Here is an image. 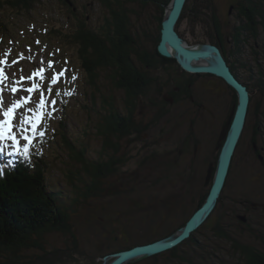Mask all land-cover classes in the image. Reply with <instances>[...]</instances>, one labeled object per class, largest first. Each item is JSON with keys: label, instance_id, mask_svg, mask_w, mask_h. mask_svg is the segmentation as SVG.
<instances>
[{"label": "rangeland", "instance_id": "374dc122", "mask_svg": "<svg viewBox=\"0 0 264 264\" xmlns=\"http://www.w3.org/2000/svg\"><path fill=\"white\" fill-rule=\"evenodd\" d=\"M232 3L234 4L235 0H192L190 2V12L191 10L194 12L190 13V40L214 43L210 38L213 34L210 15L218 16L222 25L221 36L225 48L228 54L230 51L234 52V55L229 57L233 68L250 84L252 91L246 124L233 156L222 196L211 214L212 220L197 234L198 237H208L209 241L205 242V250H201L205 257L201 260L202 264H242L239 253L233 250L231 243L212 234L211 227L216 222L230 226V233L237 240L264 251V212L251 208L248 214L249 220L243 223L245 226L234 223L236 218L231 217L235 210L248 206V202H245L248 198L247 201L264 202V170L262 169L264 149L261 150L264 146V51L261 46V44L264 46V34L259 30L257 41L251 38L250 43L240 44L237 48L241 47L242 50L238 53L235 43L230 42L233 39L231 34L236 25L240 24L233 14H228V10H232L230 8ZM73 4L84 14L89 15L90 26L99 25L103 9L97 0H73ZM0 9L4 19L2 23L7 28V32H0V56L10 59L8 61L10 68L0 64L4 76L7 77L0 83V89H2L0 97L3 100L0 106V120L4 119L3 110L11 106L14 101L25 98L21 88L17 87L16 78L27 75L33 70L34 65L37 70L35 73L39 74V67L45 64L41 70L42 78L51 81L54 76L52 70L60 71L64 68L63 75L58 76L54 84L58 87L63 84V102L66 107L61 109L56 94L51 90H47L48 94L43 96L45 103L42 110L37 107L40 104L38 98L41 96L37 97L36 104L33 106L29 107L27 103H24L17 107L14 118L11 120L13 134L18 141L17 147L27 142L22 138L23 134L20 131L21 119L25 116L31 117L33 113H39L37 120L34 121L35 130L46 135L49 139L45 141L47 146L53 139L51 130L58 128L63 117L69 139L79 147H84L87 157L97 158L101 150V141L93 136L92 124L95 116L92 100L89 97L90 91L84 83L86 74L76 54L77 45L67 43L62 36L51 33V29H60L61 32L74 30L75 18L68 14L66 7L58 0H40L30 11H16L7 6ZM153 12V8L146 7L142 14L147 18L143 16L135 22V25L147 28L150 24L151 27H155V24L151 22ZM177 29L184 35L188 34L186 17L182 19ZM13 44L16 45L13 46ZM10 48L12 51L8 55ZM3 60L5 59H1ZM100 85L102 87L101 80ZM12 88L17 89L15 93H20L19 96L13 94ZM225 98L227 104L220 123L217 122L215 127H208V129L203 126L199 128L200 143L191 169L190 153L180 158L181 161L179 160L178 163H174L172 158L176 155L181 141H178L179 146L176 147V140L168 141L171 139L169 128L163 123L159 125L161 130L156 128V135L158 140L161 139L160 141L132 142L126 139L120 141V152L117 157L121 159H124L126 155L131 157L130 160L124 161L123 172L119 171L106 179L103 186L106 191L102 197L94 198L89 195L87 202L74 205L71 210L68 209L70 228L83 250L95 249L94 247L98 246L100 250L94 252L100 255L101 252L103 254L110 252L106 247L112 238L116 246L121 245L120 241L130 245L135 237L158 238L177 228L192 215L211 184V179L207 184L203 181L209 165H215L219 152L217 147L219 143H222L219 137L232 110L230 89L225 93ZM25 127L28 128L25 134L29 136L32 131L31 124H26ZM182 132L183 130L179 127L178 135L180 136ZM185 134L187 135L188 132L185 131ZM175 136L172 133V137ZM55 141L60 144H50L47 151L49 160L47 182L53 191H62V202L69 207L75 196L73 186L70 187L68 183L70 181L67 174L70 169H75V163L69 158L67 150L61 148L63 144L59 136L55 137L53 142ZM0 147L3 148L1 155H13L17 151L10 140L0 142ZM258 154L263 156L262 160ZM166 162L170 165L165 166ZM190 170L202 174L203 181L200 184L199 175L190 180ZM83 185L85 186L82 184V187ZM239 215L245 216L242 213ZM99 216L102 219H99ZM97 220H100V223ZM113 228L116 229L115 233L112 232ZM122 238L124 240H121ZM65 239L66 237L61 233L47 234L46 246L63 245L66 242ZM25 254L31 256L34 252L27 251ZM197 256L199 255L194 256L192 250L190 251V259L196 260ZM158 260L161 261L162 258ZM199 261V259L196 261L197 264H200ZM138 264H144V261Z\"/></svg>", "mask_w": 264, "mask_h": 264}, {"label": "trees", "instance_id": "16d2710c", "mask_svg": "<svg viewBox=\"0 0 264 264\" xmlns=\"http://www.w3.org/2000/svg\"><path fill=\"white\" fill-rule=\"evenodd\" d=\"M39 1L0 0V8L7 6L16 11H30ZM58 1L66 7L68 14L75 18L76 27L70 32L51 29V33L62 36L67 43L77 45L76 54L86 74L84 83L90 91L89 97L92 100L95 116L92 124L93 136L101 141V150L97 158L87 157L85 148L79 147L69 139L66 123L62 117L58 128L51 130L53 139L48 142V146L45 141L49 139L45 134L39 133L34 138L31 136L27 156L23 154L24 145H22L15 155L5 157L4 160L0 159V264H101L100 258L105 253L101 252L99 255L94 252L100 250L98 246L94 247L96 250H83L79 246L76 235L70 228L69 210L74 205L87 202L89 195L94 198L102 197L106 191L103 188L106 179L119 171L123 172L121 169L129 155H126L124 159L117 157L120 152L119 140L131 128L129 120L126 121L122 111L123 103L125 108L130 107L132 100L146 85L147 78L142 80L139 74H143L141 70H145L147 73V66L157 58L161 23L165 7L171 0H97L103 9V15L97 27L89 25V15L77 9L73 0ZM187 2L178 25L186 17ZM146 7H151L154 10L151 22L155 24V27H151L150 24L147 28L135 25V22L143 16L147 18L142 14ZM241 9L249 17L248 25L253 22L255 35L258 36L260 31L264 34V0H245V5ZM2 14L0 11V32H7V28L2 23L4 20ZM210 19L213 31L210 37L211 41L221 45L224 43L221 36V21L215 14L210 15ZM247 29L250 27L242 26L243 31H247ZM237 31L243 32L238 29ZM238 32L233 31L232 33L235 43H239L241 39ZM15 45L13 44V46ZM261 46L264 51L263 44ZM151 51L153 54L150 53ZM138 62L142 64L141 67L138 66L141 70L137 68ZM44 67L45 64L39 67L38 75H29L30 78L24 81L23 90L28 87L32 88L34 84L39 87L32 93L25 91L24 94L28 93L35 99L41 94L43 96L48 94L47 90H51L56 94L58 103L63 110L66 107L63 102V84L58 87L50 80L41 78V70ZM35 71H37L36 65L33 66V72ZM52 72L56 75L59 71L54 69ZM127 96L132 97V100H128ZM38 100L41 102V98ZM119 105L121 109L117 108ZM55 135L60 137L62 140L60 142L64 146L61 148L67 150L69 158L75 163V169H70L67 174L68 181H70L67 182L70 187L73 186L75 196L69 207L62 202V191H53L47 182L48 148L50 144H60L58 141L53 142ZM112 137L117 138V141H112ZM81 183L85 186L82 187ZM208 191L209 188L199 206L203 203ZM210 218L211 215L201 227L194 231L190 238L176 247L141 261H144V264H197L196 261L199 259L202 264L201 260L204 255L201 250H205V242L208 241V237H198L197 234L208 226L212 220ZM99 219L102 217L99 216ZM188 219L163 236L152 239L150 237L145 239L135 237L134 242L130 245L119 239L121 245L116 246L112 238L106 247L110 251L107 253L165 237L183 226ZM97 222L100 223V220ZM218 223L216 222L211 227L212 234L230 242L233 250L239 253L242 264H264V251L237 240L231 235L230 226ZM241 225L245 226L242 223ZM50 233H61L66 237V242L63 245L47 247L45 237ZM114 236L116 237V235ZM191 250L194 256L199 255L196 260L190 259ZM27 251H33L34 254L29 256L25 254ZM159 258L162 260L159 261ZM141 261L128 264H138Z\"/></svg>", "mask_w": 264, "mask_h": 264}, {"label": "flooded vegetation", "instance_id": "af4514ba", "mask_svg": "<svg viewBox=\"0 0 264 264\" xmlns=\"http://www.w3.org/2000/svg\"><path fill=\"white\" fill-rule=\"evenodd\" d=\"M187 3L186 19L188 34L184 35L177 29L179 35L188 44L211 43L209 41L193 42L190 40V13L192 14L194 12H192V10L190 12V0H188ZM243 5H245V0H235L234 4H230V8L232 10H228V14H233L240 22L239 25H236L234 29L235 32H238L237 29L239 31H243L242 26L244 25L250 27V29H247V31H243L241 33L238 32V35L240 34L239 36L241 39L239 43L234 42L238 53L242 50L241 47L237 48L240 44L250 43L251 38L254 40L256 39L257 41L258 38V36L255 35L256 31L253 27V22L248 25L249 17L244 11H242L243 9H241ZM230 42L234 44L233 39H231ZM213 44H216L220 48L221 53L226 59L227 64L229 65L234 76L247 87L251 94L252 91L250 89V84L245 79H243L238 72L235 71V68H233L234 66L231 63L232 61L229 57L231 55L233 56L234 52L230 51L228 54V50L225 48L224 43L220 45L214 42ZM150 53L153 54L152 51ZM156 57L157 58L152 60V63L147 66V73H145V70L138 68V66L141 67L142 64L139 62L136 64L137 68L143 72V74H139V77H141L142 80L147 78L145 80L146 85L143 89H141L140 93L134 100H132V97L127 96L128 100H132L130 107L125 108L126 106L123 103L125 107H122V111L123 114H125L126 121L129 120L131 128L128 129L127 133L125 132V136L120 138L119 141H122L123 139L132 142L160 141L161 139L158 140L156 135V128L161 130L159 125H162L163 123L167 128H169V135L171 136V139H168V141L176 140L175 147L179 146L178 141H181L180 147L177 148L178 151L176 155L174 158H172L174 159V163H178L180 158L183 156H188L190 153L191 169L192 163L196 159L197 150L200 143V141H198L200 139L199 128L203 126V128L208 129V127H215L217 122L220 123V119L224 116L225 107L227 104L225 93L230 89L231 109H233V106L236 103L235 100H237V94L236 91L221 77L210 73H193L187 71L180 66L176 59L163 57L158 52L156 53ZM220 81H222L223 84L220 83ZM124 96L126 95L124 94ZM117 108L121 109V106L119 105ZM179 127L180 130H183V132L180 133V136L178 135ZM184 130L188 132L187 135L185 134ZM205 132L208 134L207 130ZM172 133L174 136H176L172 137ZM186 136L190 139V141H188L189 139L186 138ZM111 140L117 141V138L112 137ZM263 149L264 146L261 147V150ZM258 156L262 157L260 158L261 160L263 159L262 155L258 154ZM145 157L146 156H144V158ZM130 158L131 157H128V159H126L130 160ZM154 160L157 159L154 158ZM141 163L143 164V161ZM168 165L170 164L166 162L165 166ZM262 169L264 170V167ZM121 170H124V168L122 167ZM195 173L196 172H194V170H190V180L199 175L198 178L200 179V184L203 181L202 174ZM203 183L205 184V180ZM247 200H249V198L245 201L248 202V206L232 212L233 214L231 217L234 216L237 219H235L234 223H244L238 219V215L240 213L245 215L246 221L249 220L248 214L251 208L256 211L264 212V202ZM115 230L116 229H113L112 232L115 233Z\"/></svg>", "mask_w": 264, "mask_h": 264}, {"label": "water", "instance_id": "95a60500", "mask_svg": "<svg viewBox=\"0 0 264 264\" xmlns=\"http://www.w3.org/2000/svg\"><path fill=\"white\" fill-rule=\"evenodd\" d=\"M187 0H171L165 7L161 23L158 53L166 58H174L180 66L193 73H210L221 77L237 94L236 103L223 127L218 145L219 150L215 165L207 169L205 183L211 179L209 191L203 203L192 213L185 224L169 235L151 242L112 252L102 256L101 264L133 263L164 251L170 250L201 227L214 212L226 185L233 156L242 136L248 115L250 92L231 71L220 48L213 43L188 44L178 33L177 25ZM238 218L246 222L243 215Z\"/></svg>", "mask_w": 264, "mask_h": 264}, {"label": "snow or ice", "instance_id": "6c2138e0", "mask_svg": "<svg viewBox=\"0 0 264 264\" xmlns=\"http://www.w3.org/2000/svg\"><path fill=\"white\" fill-rule=\"evenodd\" d=\"M4 63H6V62L0 61V64H4ZM49 67H51V64H49ZM33 75L36 76V75H38V73H34ZM60 75H63V73L61 72V73L54 75L52 77L51 83H55L56 80L58 79V76H60ZM41 78H42V76H41ZM6 79H7V77L4 76L3 69L0 68V83H2ZM21 79H23V77ZM17 83H19V81ZM5 86H7V85H5ZM38 87H39V85L34 84L32 88H28V89H24V90L29 92V93H32ZM0 91H2V89H0ZM16 91H17L16 88H12L13 94H15ZM29 100H30V97L21 98L20 101H14L11 106H9L6 110L2 111V115H3L4 119L0 120V142L9 141V140L12 141V146H13V148H16L17 151H19V148L17 147L18 141H17L16 135L13 134V125L11 123V120L14 118L16 108L19 106H22L24 103L29 102ZM44 103L45 102L43 99V94H41V102L37 106L38 109L42 110ZM2 104H3V100H2V97H0V106H2ZM29 111H31V110H29ZM38 115H39V113H33V115L31 117L25 116L21 119L20 131L23 134L22 138L28 142L24 145V149H23L24 156L28 155V144L30 143V140H31L30 136L25 134L28 131V128L25 127V125L31 124L32 131H35L36 124L34 123V121L37 120ZM41 135H43V133H41ZM2 151H3V148L0 147V152H2Z\"/></svg>", "mask_w": 264, "mask_h": 264}]
</instances>
